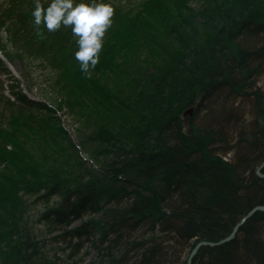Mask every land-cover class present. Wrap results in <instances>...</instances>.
Here are the masks:
<instances>
[{"label": "trees", "instance_id": "1", "mask_svg": "<svg viewBox=\"0 0 264 264\" xmlns=\"http://www.w3.org/2000/svg\"><path fill=\"white\" fill-rule=\"evenodd\" d=\"M82 2L90 0H75ZM100 2L115 14L92 77L77 60L67 69L60 58L54 98L21 106L5 97L9 106L0 107L5 264H22L34 240L23 226L27 193L59 197L41 217L59 231L52 242L74 256L96 228L73 221L96 217L98 250L107 259L100 264H185L195 243L225 237L264 206V177L256 173L264 161V0H140L134 8ZM3 17L24 51L49 56L44 44L29 42L26 18L15 11ZM69 27L54 36L75 56L78 38ZM190 107L192 116L184 115ZM56 109L77 123L88 159L63 139ZM192 264H264V211L232 240L202 246Z\"/></svg>", "mask_w": 264, "mask_h": 264}, {"label": "rangeland", "instance_id": "2", "mask_svg": "<svg viewBox=\"0 0 264 264\" xmlns=\"http://www.w3.org/2000/svg\"><path fill=\"white\" fill-rule=\"evenodd\" d=\"M138 1L140 0H107V2L115 5H124L125 8H134ZM41 2L47 7L51 0H41ZM97 2H100V0H97ZM6 6L7 8L9 7L8 10H5ZM191 7L201 9L198 3H193ZM33 10L34 0H0V45L9 56L8 59L2 53L0 47V60L5 63V71L3 73L0 72V107L2 108L9 106V104L5 105L7 103L5 97L9 98L10 102H15L21 106L25 100L47 103V99L55 97L53 85L55 84L57 66L61 63L60 58L65 60L67 69H71L76 64V58L72 52L74 47L69 45L67 41L54 36L55 32H48L46 28L41 26L47 38L41 40L36 36L31 15ZM9 11H15L17 17L26 18L29 21L27 25V29L30 32L29 42L37 40L36 43L40 47L44 44L49 56L46 55L39 58L41 50H36L38 45L34 49L37 54L31 53L33 50L30 48H28L30 51L23 50L25 47L22 45L21 40L9 33L10 28L14 27L12 26L13 23L9 20L4 21V14L6 15ZM259 83L264 85V74L259 78ZM54 115L59 118V124L67 132V138L63 137V139H69L70 143L77 148L79 155L83 159H88L89 155L81 147L79 141L77 123L73 121L65 109H56ZM223 158L227 160V156ZM89 164L97 167L96 162L89 161ZM43 193H27L22 196L26 209L23 226L27 229V232L29 231V235L32 234L31 236H33L34 240L32 245H28L27 248L29 249L26 250L24 248L20 254V256L22 254L24 256L20 257L19 261L22 264H47L53 260L56 261V264H100L103 259H106L102 258L103 254L98 250L100 233L97 227H100L99 222L96 221V217L90 214L85 215L82 219L73 221V226L81 223V220L91 221L96 228V234L90 237L89 242L77 255L74 256L71 253L72 250L67 248L66 244L52 242L51 237L59 231L57 229L53 230V228L46 225L45 219L41 215L58 202L59 197L57 195L42 197ZM191 249L187 251L185 260H187ZM1 259L0 264H5Z\"/></svg>", "mask_w": 264, "mask_h": 264}, {"label": "clouds", "instance_id": "3", "mask_svg": "<svg viewBox=\"0 0 264 264\" xmlns=\"http://www.w3.org/2000/svg\"><path fill=\"white\" fill-rule=\"evenodd\" d=\"M115 14L110 4L90 0L89 3H75V0H51L47 7L41 0H34L33 25L35 34L46 39L42 27L48 32H56L62 26L71 27L77 37L78 51L76 60L86 78L92 77L90 69L99 63L104 37L113 23Z\"/></svg>", "mask_w": 264, "mask_h": 264}, {"label": "water", "instance_id": "4", "mask_svg": "<svg viewBox=\"0 0 264 264\" xmlns=\"http://www.w3.org/2000/svg\"><path fill=\"white\" fill-rule=\"evenodd\" d=\"M183 114L192 116L193 108L192 107L188 108L186 111H184ZM263 167H264V162L256 170V173L260 177H264V173L260 172L261 168H263ZM256 211H264V206L263 205H257L255 207H253L252 209H250L238 222H236V224L233 226L231 232L227 236H225L224 238H221L217 241H206V240L198 241L195 244V246L191 249V251L187 257L186 264L192 263L194 256L196 255V253L198 252V250L202 246H217V245H220V244H223L225 242L232 240L235 237V235L237 234L240 226L245 222L246 219H248Z\"/></svg>", "mask_w": 264, "mask_h": 264}]
</instances>
